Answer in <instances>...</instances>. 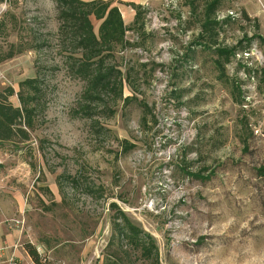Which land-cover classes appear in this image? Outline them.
Masks as SVG:
<instances>
[{"label":"rangeland","instance_id":"374dc122","mask_svg":"<svg viewBox=\"0 0 264 264\" xmlns=\"http://www.w3.org/2000/svg\"><path fill=\"white\" fill-rule=\"evenodd\" d=\"M197 4L190 13L184 0L157 2L143 30L126 31L134 44L114 62L135 97L88 119L77 113L84 82L67 73L55 3L0 2V59L14 52L0 61V85L17 92L40 80L31 141L4 145L5 176L25 199L15 229L37 264H102L112 202L154 238L161 264H264V0H222L218 20L236 9L247 17L222 23L205 47L193 43ZM225 46L237 48L223 70L214 50Z\"/></svg>","mask_w":264,"mask_h":264},{"label":"trees","instance_id":"16d2710c","mask_svg":"<svg viewBox=\"0 0 264 264\" xmlns=\"http://www.w3.org/2000/svg\"><path fill=\"white\" fill-rule=\"evenodd\" d=\"M3 1L5 0H0ZM52 1L55 3L59 23L57 36L60 53L64 57L67 73L84 82L77 113L92 119L99 113L97 112L99 106L107 107L109 100L120 99L126 104L134 99V94L124 95L128 74L114 62V53L117 48L123 50L134 44L126 39V31L130 28L144 29V19L150 10L149 7L130 4L135 14L133 21L125 24L119 7L113 0ZM198 1H202L203 9L198 20L200 30L197 40L193 43L205 47L208 43H216L218 27L234 17L227 15L220 20L217 19L216 11L222 0H184V5L189 8L190 13H194ZM241 13L247 17L245 11ZM93 20L97 21V28ZM247 40L250 41L251 38L248 37ZM241 42L242 40L239 41L240 44ZM38 47L41 45L33 48ZM236 48V46L215 48L214 51L222 57L216 59L221 69L224 70L225 63L235 55ZM13 55L14 52L10 51L0 61ZM37 75L19 81L17 92L11 85H0V147L5 148L4 145L10 143L13 147L19 148L21 143L31 141L38 115L37 100L41 90ZM14 94L17 95L19 106H15L9 100ZM131 147L132 144L128 143L124 149L127 151ZM110 207L114 210L111 217V235L105 247L107 252L102 264H126L132 257H137L144 264H161L154 238L133 223L114 202ZM25 249L32 261L37 264L38 256L35 249L29 244L25 245Z\"/></svg>","mask_w":264,"mask_h":264},{"label":"crops","instance_id":"0c3cea01","mask_svg":"<svg viewBox=\"0 0 264 264\" xmlns=\"http://www.w3.org/2000/svg\"><path fill=\"white\" fill-rule=\"evenodd\" d=\"M162 0H113L118 5L119 10L122 14L125 24H130L133 21L135 10L130 4H140L144 6H152ZM12 97V96H11ZM9 100L15 105L19 106V100ZM9 152V151H8ZM5 148L0 147V220L4 218H10L13 216H19V214L25 208L23 193L17 188L9 185L10 182L5 176L4 169H7L5 164V156H10ZM5 246V251L0 256V261L5 264V260L10 256L14 255L20 260V264H31V259L25 248L21 243L20 231L15 228H9L4 223H0V248Z\"/></svg>","mask_w":264,"mask_h":264},{"label":"built area","instance_id":"2783aa9c","mask_svg":"<svg viewBox=\"0 0 264 264\" xmlns=\"http://www.w3.org/2000/svg\"><path fill=\"white\" fill-rule=\"evenodd\" d=\"M174 0H162L164 5H169L173 2ZM264 11V8H263ZM227 15H231L232 17L235 18H239L240 17V11L239 10H230L228 12V14L223 15V17L227 16ZM0 223H4L7 227L9 228H18L19 230H21L22 228V220L19 218H4L0 220ZM5 251V246L0 248V256L3 255ZM0 264H4L3 262L0 261ZM5 264H20V260L18 258H16L14 255H10L6 260H5Z\"/></svg>","mask_w":264,"mask_h":264},{"label":"bare ground","instance_id":"6f19581e","mask_svg":"<svg viewBox=\"0 0 264 264\" xmlns=\"http://www.w3.org/2000/svg\"><path fill=\"white\" fill-rule=\"evenodd\" d=\"M257 54H259L258 52H256Z\"/></svg>","mask_w":264,"mask_h":264},{"label":"water","instance_id":"95a60500","mask_svg":"<svg viewBox=\"0 0 264 264\" xmlns=\"http://www.w3.org/2000/svg\"><path fill=\"white\" fill-rule=\"evenodd\" d=\"M255 51V49H253Z\"/></svg>","mask_w":264,"mask_h":264}]
</instances>
